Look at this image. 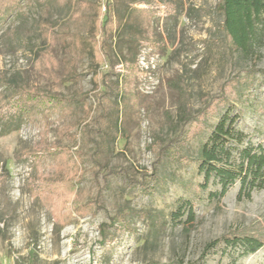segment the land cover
I'll list each match as a JSON object with an SVG mask.
<instances>
[{
	"label": "rangeland",
	"instance_id": "obj_1",
	"mask_svg": "<svg viewBox=\"0 0 264 264\" xmlns=\"http://www.w3.org/2000/svg\"><path fill=\"white\" fill-rule=\"evenodd\" d=\"M219 1L152 0L139 6L153 11L149 40L139 45L140 106L123 118L121 136L102 155L99 174L89 155L96 143L82 133L94 124L91 93L86 105L0 121V264H264V245L253 254L226 242L206 248L232 232L264 243V187L244 189L237 180L223 195L219 179L206 181L196 161L211 127L228 112L238 116L235 129L246 138L230 143V159L219 166L246 167L243 151H264V12L254 48L237 52L226 41ZM79 10L74 17L71 0H52L0 14V104L19 88L65 97L91 92L95 72L110 74V63L94 61L85 47L84 38L96 35L97 13L85 3ZM42 22L59 33L56 40L44 39ZM111 47L113 59L132 58L127 47L118 46V33ZM42 49L52 52L60 78L45 72ZM68 61L76 66V78L65 73ZM118 68L120 75L110 80H122L125 70ZM223 93L224 103L217 101L200 116L207 101ZM193 118L201 128L182 149L190 161H161L158 140L173 139ZM57 148L70 152L50 153ZM130 166L139 180L148 177L152 191L132 189L110 171ZM153 174L157 183L149 179ZM118 216L126 226L113 221Z\"/></svg>",
	"mask_w": 264,
	"mask_h": 264
},
{
	"label": "trees",
	"instance_id": "obj_2",
	"mask_svg": "<svg viewBox=\"0 0 264 264\" xmlns=\"http://www.w3.org/2000/svg\"><path fill=\"white\" fill-rule=\"evenodd\" d=\"M51 1L0 0V14L15 12L23 4L37 3L43 6ZM151 1L103 0V4L96 5L84 0H71L74 8V17L80 16L81 11L79 8L84 3L88 6H93L97 13L95 20L96 35L93 38H84L87 40L85 47L94 61H99L100 64L110 63V74L101 76L95 72L94 81L96 79L98 81L95 82L94 89L91 92L77 93L71 97L45 92L39 87L19 88L15 97H11L8 101L0 104V121L11 124L21 119V116H29L38 109L68 108L74 104L86 105V99L91 93V97L96 103L94 124L92 127H84L82 133L84 138L96 143L89 155L95 163L96 173L99 174L104 167L102 155L107 153L113 142L121 136L123 118H127L130 111L136 113L140 106L137 88V78L140 74L138 68L139 45L143 41L149 40V38H146V31L148 30L147 25L151 21L153 11L150 8H140L139 6L150 5ZM116 7H125L129 10V13L125 16L116 12ZM217 9L223 15L222 29L229 48L237 52L251 51L258 39L257 27L264 12V0H220ZM39 28L45 40H56L59 37V33L55 32L52 26L46 22L40 23ZM116 33H118V46L127 47L132 53V58L127 59V57H124L123 60H119L111 57V40ZM96 37H99V39H96ZM84 39L77 37L75 42H80L83 45L82 40ZM39 53L45 72L52 78H60L61 76L58 74L59 66L52 52L48 49H42ZM121 65L125 70L122 80H110L111 77L120 75L117 69ZM65 73L70 78L77 77L74 62L68 61L66 63ZM100 85L103 86V89H99ZM224 97L225 93L207 101L204 109L199 111L201 113L200 116L208 115L216 104H223ZM230 114V112L226 113L216 125L211 127L209 141L204 145L196 160L199 170L205 173L206 181H209L212 176L219 179L222 185L221 194L223 195L237 180H241L244 189L248 186L253 188L264 187V151L260 153H253L250 149L243 151V160L247 162L246 167L244 163L238 169L219 166L220 163L230 159V143L233 140L235 141V139L240 143L246 138V135L237 132L235 129L238 116H230ZM193 119L189 127L182 130L173 139L162 138L158 140V157L161 161L166 158L181 164L190 161V158L183 155L182 149L201 128L200 122L197 119ZM96 136H100V141H97ZM68 152L70 150L67 148H57L50 153L61 156ZM76 154L79 157L83 155L80 153ZM110 171L112 174L115 173L121 176L132 189L139 187L147 192L152 191L153 187H149L148 177L139 180L136 178V170L131 166L113 167ZM149 179L152 180V183L158 182L156 174L150 175ZM249 195L250 193L247 194V196ZM189 212L190 220L192 221L194 219V207L191 205ZM122 219L123 217L118 216V218H113V221L120 222V225L126 226V221ZM220 242H226L230 245H241L246 253L251 254L264 245L263 241L258 240V238L250 236L237 237L232 232L208 243L206 246L207 250L214 248Z\"/></svg>",
	"mask_w": 264,
	"mask_h": 264
}]
</instances>
